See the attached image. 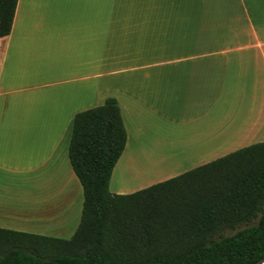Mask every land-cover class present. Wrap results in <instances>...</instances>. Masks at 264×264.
Returning a JSON list of instances; mask_svg holds the SVG:
<instances>
[{"label": "crops", "instance_id": "obj_1", "mask_svg": "<svg viewBox=\"0 0 264 264\" xmlns=\"http://www.w3.org/2000/svg\"><path fill=\"white\" fill-rule=\"evenodd\" d=\"M109 98L127 173L182 158L181 175L264 142V0H18L0 38L1 229L59 238L80 222L72 123ZM121 159L111 194L164 182L111 188Z\"/></svg>", "mask_w": 264, "mask_h": 264}, {"label": "trees", "instance_id": "obj_2", "mask_svg": "<svg viewBox=\"0 0 264 264\" xmlns=\"http://www.w3.org/2000/svg\"><path fill=\"white\" fill-rule=\"evenodd\" d=\"M17 2L0 0V38L10 34ZM126 142L115 99L76 114L68 158L83 204L75 233L59 239L0 228V264L264 263V142L113 195Z\"/></svg>", "mask_w": 264, "mask_h": 264}, {"label": "rangeland", "instance_id": "obj_3", "mask_svg": "<svg viewBox=\"0 0 264 264\" xmlns=\"http://www.w3.org/2000/svg\"><path fill=\"white\" fill-rule=\"evenodd\" d=\"M254 107H257L256 105H254ZM121 163L119 168L117 169L116 172H114L113 177H112V181H111V188H113V186L118 182H126L129 183L131 181V177L135 174V176L141 178L144 182V185H147L151 182H157L159 179L165 181L167 179H170L172 177L178 176L180 175L179 173L175 172L176 170H181L184 169L183 165L181 164V160L182 158H172L175 159L177 162L176 163H171L172 166V170L169 173H164L159 171V169H161V166L157 167V168H150L148 169L149 171H145V170H141V161H139V159L134 158V163L137 166V169H130V172L127 173V170L124 169V166L126 164L131 165V158L130 160L127 159L126 156H121ZM132 182V181H131ZM130 182V183H131ZM23 196V195H22ZM79 223V218L77 220H73V221H68L67 222V229L65 230V232L63 234H61L59 236V238L61 239H70L73 234L75 233L77 226ZM255 223V222H253ZM234 232L232 231H226L224 232V236H230L232 235ZM264 264V263H263Z\"/></svg>", "mask_w": 264, "mask_h": 264}, {"label": "bare ground", "instance_id": "obj_4", "mask_svg": "<svg viewBox=\"0 0 264 264\" xmlns=\"http://www.w3.org/2000/svg\"><path fill=\"white\" fill-rule=\"evenodd\" d=\"M181 145H182V144H181ZM181 145H180V146H181Z\"/></svg>", "mask_w": 264, "mask_h": 264}]
</instances>
